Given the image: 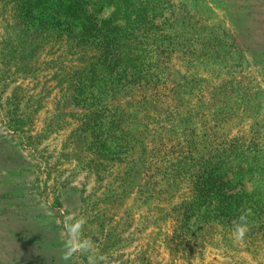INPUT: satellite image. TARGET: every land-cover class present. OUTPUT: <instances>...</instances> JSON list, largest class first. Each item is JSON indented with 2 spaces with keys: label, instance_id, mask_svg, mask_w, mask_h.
<instances>
[{
  "label": "rangeland",
  "instance_id": "obj_1",
  "mask_svg": "<svg viewBox=\"0 0 264 264\" xmlns=\"http://www.w3.org/2000/svg\"><path fill=\"white\" fill-rule=\"evenodd\" d=\"M68 213L101 264H264V0H0V264Z\"/></svg>",
  "mask_w": 264,
  "mask_h": 264
},
{
  "label": "clouds",
  "instance_id": "obj_2",
  "mask_svg": "<svg viewBox=\"0 0 264 264\" xmlns=\"http://www.w3.org/2000/svg\"><path fill=\"white\" fill-rule=\"evenodd\" d=\"M253 215L251 208H245L232 222V235L237 242L243 241L248 231V217ZM72 219L69 225L68 220ZM86 219L83 216L77 217L75 213H68L64 216L63 229L65 239L62 244L60 259L64 264H69L73 256L81 255L85 258V264H101L105 256L98 254L95 249L94 241L85 237L84 227Z\"/></svg>",
  "mask_w": 264,
  "mask_h": 264
}]
</instances>
